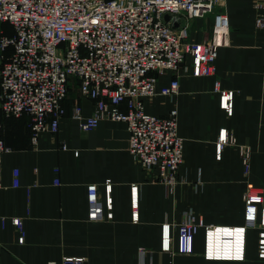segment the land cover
I'll list each match as a JSON object with an SVG mask.
<instances>
[{
	"label": "crops",
	"instance_id": "0c3cea01",
	"mask_svg": "<svg viewBox=\"0 0 264 264\" xmlns=\"http://www.w3.org/2000/svg\"><path fill=\"white\" fill-rule=\"evenodd\" d=\"M226 4L231 43L219 49L215 74L194 77L182 66L176 73L167 72L159 83L168 85L178 76V96L147 100L146 111L151 114L166 115L175 106L179 110L185 159L174 194L155 179V172L134 162L125 122L102 119L86 131L69 113L56 134L46 132L33 145L30 117L2 116L0 135L10 150L4 155L0 188V264H62L65 256L86 257L87 264H264L257 255L255 230L249 231L243 261L206 259L203 227L195 236L193 254L174 255L161 249L163 223L180 222L184 212L192 210L206 224H243L246 181L264 189V28L256 24L264 13V0H226ZM212 27V14L192 20L189 39H208ZM216 79L235 92L232 116L219 106L213 90ZM75 102L86 116L93 113L91 100L79 95L71 108ZM224 127L234 132L238 143L252 149L248 176L237 147L226 146L222 159H216L215 141ZM14 169L20 172L17 187ZM107 179L113 183L114 219L91 222L88 184L97 183L104 199ZM134 183L139 186L138 222L132 220ZM16 216L24 220L23 244L11 223ZM2 217L7 218L4 226ZM141 248L146 249L144 254Z\"/></svg>",
	"mask_w": 264,
	"mask_h": 264
},
{
	"label": "built area",
	"instance_id": "2783aa9c",
	"mask_svg": "<svg viewBox=\"0 0 264 264\" xmlns=\"http://www.w3.org/2000/svg\"><path fill=\"white\" fill-rule=\"evenodd\" d=\"M226 5V0H0V107L6 117L31 118L30 139L37 145L44 133L59 131L67 112L64 102L76 87L81 97L94 103L89 116L79 102L72 106L70 115L79 127L93 130L102 119L125 122L134 162L147 172H155V179L174 194L185 159L179 110L175 106L166 115L151 114L146 111L147 100L158 95L178 96V76L168 85L159 83L167 72L176 73L182 66L194 77L215 74L219 49L231 43ZM209 14L213 15L210 37L191 41V21ZM166 15L170 16L168 21ZM5 22L12 25V35L1 28ZM256 24L264 28V13L258 15ZM213 90L220 108L232 116L234 90L225 88L220 79L214 81ZM229 145L237 147L248 176L251 147L238 143L228 128H220L215 141L217 160ZM62 148L68 146L63 144ZM9 150L0 135V188L4 155ZM13 175L17 187L19 170L14 169ZM103 185L104 199L97 183L87 187L91 222L114 219L112 180ZM138 189V184L131 185L133 222L139 221ZM243 200V224H206L192 210L185 211L180 222L163 223L161 249L174 255L193 254L195 236L203 227L206 259L243 261L249 231L255 230L257 255L264 261V189L247 180ZM1 220L6 225L7 218ZM11 223L23 244V218L12 217ZM140 250L141 254L146 252L145 248ZM62 264H87V258L65 256Z\"/></svg>",
	"mask_w": 264,
	"mask_h": 264
},
{
	"label": "trees",
	"instance_id": "16d2710c",
	"mask_svg": "<svg viewBox=\"0 0 264 264\" xmlns=\"http://www.w3.org/2000/svg\"><path fill=\"white\" fill-rule=\"evenodd\" d=\"M1 28L4 30V32L6 33V34H8V35H12L13 34V32H14V30H13V27H12V25L10 24V23H8V22H5V23H2L1 24ZM0 69H1V63H0ZM0 92H1V79H0ZM72 102V101H71ZM71 102L70 101H68V98L65 100V102H64V105H65V107H66V110H67V112H66V115H69V113L71 114V107H70V105L69 104H71ZM1 108V107H0ZM2 110V109H1ZM2 116H6L4 113H3V111H2V113L0 112V119H1V121H2ZM29 117V116H28ZM7 118H16V117H7ZM20 118V117H19ZM30 121H31V118H30ZM30 121H29V126H30ZM29 131H30V127H29Z\"/></svg>",
	"mask_w": 264,
	"mask_h": 264
},
{
	"label": "rangeland",
	"instance_id": "374dc122",
	"mask_svg": "<svg viewBox=\"0 0 264 264\" xmlns=\"http://www.w3.org/2000/svg\"><path fill=\"white\" fill-rule=\"evenodd\" d=\"M77 96H79V92H78L77 88L72 87L70 92H69L68 101H70V102L73 101V99H75Z\"/></svg>",
	"mask_w": 264,
	"mask_h": 264
},
{
	"label": "water",
	"instance_id": "95a60500",
	"mask_svg": "<svg viewBox=\"0 0 264 264\" xmlns=\"http://www.w3.org/2000/svg\"><path fill=\"white\" fill-rule=\"evenodd\" d=\"M165 19H166V21H168L170 19V16L169 15H166L165 16Z\"/></svg>",
	"mask_w": 264,
	"mask_h": 264
}]
</instances>
